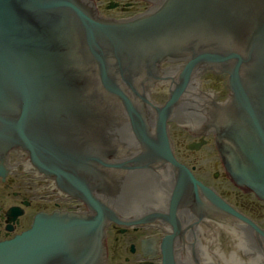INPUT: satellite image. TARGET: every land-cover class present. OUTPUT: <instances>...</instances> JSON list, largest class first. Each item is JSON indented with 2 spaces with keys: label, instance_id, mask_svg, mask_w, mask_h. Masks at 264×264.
Segmentation results:
<instances>
[{
  "label": "water",
  "instance_id": "95a60500",
  "mask_svg": "<svg viewBox=\"0 0 264 264\" xmlns=\"http://www.w3.org/2000/svg\"><path fill=\"white\" fill-rule=\"evenodd\" d=\"M146 1L155 8L114 21L82 0H0V172L21 149L94 213L37 215L31 229L0 243V264H103L104 229L116 220L111 193L127 177L113 170L136 166L110 165L102 151L119 139L126 115L145 150L131 163L186 172L166 120L186 85L208 71L228 75L230 98L210 100L206 128L233 183L264 202V0ZM177 61L185 64L169 100L153 107V138L145 92L162 80L161 63ZM208 193L214 212L246 220Z\"/></svg>",
  "mask_w": 264,
  "mask_h": 264
},
{
  "label": "flooded vegetation",
  "instance_id": "af4514ba",
  "mask_svg": "<svg viewBox=\"0 0 264 264\" xmlns=\"http://www.w3.org/2000/svg\"><path fill=\"white\" fill-rule=\"evenodd\" d=\"M82 1L98 16L114 20L131 19L153 7L144 0ZM181 64L160 65L163 80L145 92L153 105L167 100ZM226 81L225 76L212 73L191 80L166 121L174 159L204 190L167 162H151V168H158L155 171L131 163L143 149L126 117L123 129L114 134L119 133V139L110 140L109 149L102 151L109 153L110 165L130 162V167L136 166L113 170L115 176L127 177L111 193L109 207L116 220L105 228L104 264H264V202L232 182L201 113L208 105L207 96L220 103L229 98ZM198 94L200 98L193 96ZM145 118L154 134L155 112L146 109ZM112 128L117 130L115 125ZM55 183L52 177L39 175L22 151L9 154L0 174V243L30 229L39 213L89 214L84 203ZM208 192L246 220L214 212Z\"/></svg>",
  "mask_w": 264,
  "mask_h": 264
},
{
  "label": "bare ground",
  "instance_id": "6f19581e",
  "mask_svg": "<svg viewBox=\"0 0 264 264\" xmlns=\"http://www.w3.org/2000/svg\"><path fill=\"white\" fill-rule=\"evenodd\" d=\"M55 184H56V187H57L58 189H60V190H64V189H62V188L58 185L57 182H56ZM64 191H66V190H64ZM66 194L68 195L69 193L66 191ZM69 195H70V194H69Z\"/></svg>",
  "mask_w": 264,
  "mask_h": 264
}]
</instances>
